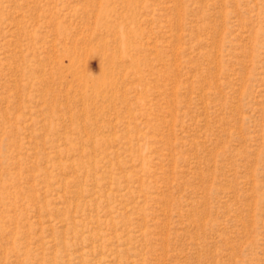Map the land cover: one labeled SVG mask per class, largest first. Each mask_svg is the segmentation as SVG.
<instances>
[{"label":"rangeland","instance_id":"374dc122","mask_svg":"<svg viewBox=\"0 0 264 264\" xmlns=\"http://www.w3.org/2000/svg\"><path fill=\"white\" fill-rule=\"evenodd\" d=\"M0 264H264V0H0Z\"/></svg>","mask_w":264,"mask_h":264}]
</instances>
